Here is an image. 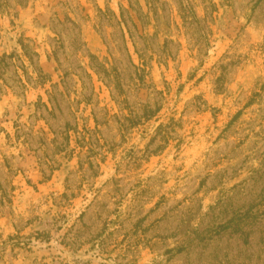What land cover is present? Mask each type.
I'll return each mask as SVG.
<instances>
[{
	"label": "rangeland",
	"instance_id": "obj_1",
	"mask_svg": "<svg viewBox=\"0 0 264 264\" xmlns=\"http://www.w3.org/2000/svg\"><path fill=\"white\" fill-rule=\"evenodd\" d=\"M0 264H264V0H0Z\"/></svg>",
	"mask_w": 264,
	"mask_h": 264
}]
</instances>
